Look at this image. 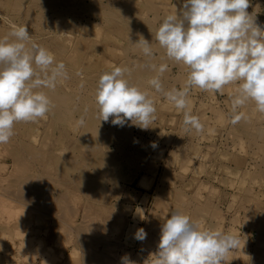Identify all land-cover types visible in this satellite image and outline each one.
<instances>
[{"label":"rangeland","instance_id":"obj_1","mask_svg":"<svg viewBox=\"0 0 264 264\" xmlns=\"http://www.w3.org/2000/svg\"><path fill=\"white\" fill-rule=\"evenodd\" d=\"M33 1L34 0H0V24L10 31L18 26L27 27L31 37V40L28 42V47L30 48L33 41L42 47L44 46V48H46L55 56L54 58L56 62H63L65 64L66 69L69 68L67 61L64 59V57L67 55L65 52H68V48L66 47H70L72 45L79 46V49L81 50L80 52H82V58L79 59L80 62L78 60L79 64L77 63V65L79 66L75 68V72L77 74V79L80 80V84L73 79H70L71 76H68L67 79H59V81H57L58 85L56 84V88L60 89L62 92H66V90H68V92L76 91L79 93V95L83 94V96L88 97L90 104H87L89 107L88 108L87 105H83L80 102L79 104L77 103L78 111H75V113L72 115V118L68 119L69 121L59 125L54 123V120L49 113H47L44 118H39L35 122L16 123L19 125L17 128L19 132L15 130L16 133H14L13 136L15 138L18 136L19 138V135L22 136V130L26 131L25 129H30V134L37 137L36 141H34V145L38 148L40 147L44 154V163L35 161L37 164L36 165L34 161H32L33 163L30 162L27 165V170L23 171L24 173L21 171L17 172L15 167H12L14 159L11 155V157L8 155L9 148L5 146V144H0V166H2V168L0 167V172L2 173L0 174V178L2 177L5 179L7 174L9 177L10 175L13 176V180L10 179L11 177L9 178L7 176L8 179L4 180V183L3 179H0V184L3 186V188L6 187L3 189L2 186H0L2 189L0 190L1 196H3L4 190L8 189V186L6 185L11 187L13 185L14 179L18 176L22 178L30 177L31 179L34 176V181L39 180L35 182L36 185H38L40 182V185L38 186L41 188L46 189L43 184L45 186L51 184L52 187L51 188L47 186V190L49 189L51 191H49L48 194L51 193L49 195L50 199L52 197V201L50 199H48V201L42 195L39 198L40 201L37 200L38 203L31 200L19 201L17 198H15V196L13 197L14 200L11 201L16 204H13V202L10 201V203H12V207L14 206L15 208L18 206L19 202H21V204L24 203L23 205H25L24 210L21 208L23 210L21 217H23L22 219L24 221H19L17 219L8 221L6 220V215H2L0 213V264H30V261L33 264H67L66 258H68V256L71 254H74V252V255L78 258L77 260L79 264H110L109 260L110 262L116 261L112 264H122L121 258L124 256H127L130 261L134 262V264H155L156 258L154 254L158 251L161 227L165 220L170 218L171 213L179 209L180 212H184V214L188 215L192 220L194 217L195 222L198 221L197 223L202 230H220L225 233L234 234L236 237H238L240 241L239 246L227 254L224 264H251V262L252 264H256L258 262L257 264H259V262H262L259 260L264 259V254L261 253L260 255V252L261 250L264 252V246L257 244L258 242H262V240H264V233L259 232L261 229H258V226H261V228L262 226L264 227V163H262L264 162V157L262 158V156H264V113H259L256 111L255 104L251 101L247 102L244 107L238 108L235 113L233 112L232 101L237 95L239 82L226 85L223 88L222 93L202 91L199 88H193L190 90L187 98L189 102L188 107L191 111V114L198 117L203 125V131L199 133H197L195 130L185 131V126L183 124V111L177 110L175 106L161 93L156 92L150 87L147 80L148 78L150 80L155 75H157V72H151L153 75L155 74L152 77V74L150 73L152 70L149 69L148 76L145 74L146 79L144 75H140L143 79H141L140 76L139 78H135L136 80L140 79L141 81H145H142L144 85H142L143 83L141 81L136 82V80H134L136 83L133 81L135 86H137L141 91L147 92L149 97L154 101V106L156 108L155 120L149 125L148 129L145 130L136 126H130L131 121H128L124 127L114 126L111 123L113 117H110L109 121L107 122L100 121V118H97V120H99L98 122H92L89 118L88 113L89 109H91V106V112L96 111L95 114L99 117L98 105L96 104L95 98L99 77L103 73L111 71L114 67H118L123 63L125 64V62L130 66L131 69L133 68L134 72L138 70L136 67H138V64H141V62L142 64L147 62L154 63L157 65V67L162 64H166L167 69L161 76L165 90H170L172 88L182 89L185 86L189 74V69L187 66L168 60L164 49H162L154 40L155 32L158 30L159 25L167 15L175 14L176 12L178 15L181 14L184 0ZM16 4H19L23 11L26 10V7L27 9L31 8V10H33L32 12H37L36 15L40 16L41 14L42 17H40L42 19H38L40 22L36 21L38 24L33 25L32 21V23L30 22L29 24V21L27 20L26 23L25 19H22L23 17H21V9H19V13L15 7L13 8L14 5L17 6ZM150 4L154 5V8L150 7ZM124 8L125 10H123ZM38 12H42L43 14H38ZM247 12L255 20V23L262 30H264V0H249V8L247 9ZM61 14L63 17L60 22L57 23ZM121 15L123 16L121 17ZM121 19H124V21ZM45 21H48L49 23L47 22L46 24ZM143 29L144 31L146 30L145 32L148 31L151 35L149 39L146 37V40L152 44L153 57L150 60L147 59L148 57L146 58V56L143 57L144 54L142 53L141 48L135 45V43L138 41L137 38L140 39L139 36H143V34H145ZM141 31L142 33H140ZM64 50L66 51L63 52ZM140 59L142 61H140ZM138 61L139 63H137ZM135 69L137 70L135 71ZM36 71L39 73V69H36ZM66 71L68 72V70ZM68 79H70V81H68ZM239 113H244L243 118L238 123L233 124L232 119L234 115ZM80 118L84 119L83 125L76 123L78 127H72V121L76 120V122H78ZM33 123L35 124L32 125ZM62 125L64 127H62ZM82 129L89 132L92 129L103 130L100 140L104 145L101 143L100 146H105L104 148H106L114 160L117 161V165L114 167V169L107 171L105 174V177H107L106 181L108 180L106 183L108 185L107 187H104L106 192L103 193L105 195H102L103 199L102 197L98 199L96 197L93 198L84 196L81 192L80 194L79 190H76V184H73L70 181L65 183L64 178L59 176L56 178L54 169L47 171V169H45V167L42 165V163H46L50 153L60 157L63 160L68 159L70 156V149L75 139H77L75 137L79 136V133ZM71 132H73L74 135ZM30 134L29 136H31ZM65 139L67 140L65 141ZM40 143L42 146H40ZM153 144H155V147H153ZM85 145L86 144L79 145V150L84 155L89 152V147ZM182 161H185L186 163ZM183 163L184 165H181ZM4 166H7L8 169L6 167V170H4ZM181 166L185 167V169H182L183 167L181 168ZM13 170L16 171L17 174H12L14 172ZM37 170L40 171L38 172ZM26 171L28 172L26 173ZM48 173L50 176H47L49 175ZM39 178L42 180V183ZM15 188L16 187L14 186L11 187L12 190H16ZM61 188L62 190H60ZM107 188L109 190H107ZM160 189L162 191H160ZM65 190L68 193L69 199L64 202L70 204L72 201H74L73 203L78 209L73 210L75 207L72 204L71 205L73 207L70 205L68 206L66 203L64 204V202L63 204L62 202H59V207H57V204L55 203H58V201L54 202V200L60 198V193L66 192ZM30 191L34 192L35 188H32ZM52 191H54L55 194H53ZM163 191L166 192L165 195ZM182 191L184 192V195ZM196 192L199 195L198 197L195 195ZM70 194L76 196L74 198L77 199L74 200L72 198L73 196L71 197ZM160 195H164L163 199ZM1 196L0 199L4 197ZM81 197H83L84 200ZM86 197H88L90 201L88 198L86 199ZM193 197L196 200H194ZM97 199L100 201L98 202ZM163 200L166 202L168 201V203L165 204ZM17 201L19 202L17 203ZM102 201H104V204L100 205V203H103ZM176 202L178 203L176 204ZM194 202L196 204H194ZM39 203H41L40 205H42L41 207L43 210H41L40 206H38ZM95 203H98V205ZM49 204L51 207H48ZM36 205L38 207H36ZM45 205H47V208ZM65 205H67V208ZM164 205H166V207ZM18 207L23 206L19 204ZM18 207L15 209L17 210ZM157 207H161L162 211L164 209L163 207H165L164 212H167L162 213L164 216L166 214L167 215L164 217L160 213V208L158 209ZM32 208H35L34 210H36V212H31L30 209ZM48 208L49 210L50 208L51 210L52 208H57V211H54V213L51 214L50 212L53 210L50 212L49 210L46 211ZM62 208L68 211L72 209L69 212H71L72 215L75 214V216H71V214L67 212L66 213L68 215L64 214L65 212L61 210ZM86 208L89 210L87 211ZM217 208L218 211H216ZM81 209H83V211L85 210L88 214L85 212L83 213ZM59 210H61L60 213ZM154 210L157 212V214H155L156 212ZM26 211L28 215H26ZM153 212L155 215L152 214ZM168 212L170 214H168ZM217 212H219V214H217ZM45 213L49 214L51 218L45 215ZM203 213H205V216H203ZM212 214L213 216H211ZM41 215H45L46 217L43 218ZM85 215L88 217H84ZM2 217L6 219L3 220ZM41 217L43 220H41ZM54 217L59 218L55 219ZM60 217L61 222L58 221ZM65 217L74 218L71 221L69 218L65 219ZM83 218L88 220L91 219L92 221L94 220V225L92 221L88 222V220L87 222L89 224L86 223L83 225L82 222L85 223ZM200 218L203 220L201 219L200 221ZM1 219L4 223H2ZM64 219L65 221H63ZM152 219H156V224L154 220L152 221ZM66 220L71 221L70 224L73 222V224L70 225ZM16 221H19L20 225H17L18 222ZM21 221L24 225L21 224ZM150 221L153 223H150ZM158 221L160 222L159 225H157ZM146 223H148V225ZM38 224H40V226H38ZM152 224H155L157 227H152ZM149 225L151 228H149ZM12 226L16 227L12 228ZM24 226L26 227L24 228ZM75 226H78L77 228L80 227L79 229L83 231H86L87 228L88 233H86L87 231L83 233H86L84 235H86L87 238L89 237V240L93 239V233L95 234L98 232L100 233V237H103L108 245L111 244L110 242H112V244L114 242L116 245L114 244L115 246H109L112 249H109L107 244H105V247L102 246L103 242L105 243V241H102L101 238L98 237L99 235L96 233L95 235H97V237L94 235L96 237L94 238L97 240V242L93 241L94 239L92 240V248L93 246L97 245V252L95 254L96 250H94V252L91 251V253H93L97 258H95V262L93 263L91 261H94V259H88L86 256L88 252L81 246V244H79L82 242L77 240V234H75V232L79 229H77ZM91 226L92 228H95V230L92 229ZM65 227L67 228L66 230ZM74 227L75 230L77 229L76 231H74ZM139 228H143L145 231L148 229L147 234L149 235L146 236V240L139 241L135 239V233ZM158 228L160 231H158ZM92 230L96 232L92 233ZM263 230L264 228H262L261 231ZM15 231H17L16 235L20 233V236H14ZM149 232H151L152 235ZM155 232L159 237V239H157L158 241L155 239L158 238L157 236H154ZM90 234H92V237L87 236ZM104 235L106 238L108 236L107 240ZM149 237L154 239V244H150V241L153 242V239L151 240ZM55 240L58 242L54 243ZM19 241L21 244H19ZM98 241H100V244ZM27 242H30V247H32L31 249L29 245H26ZM144 243L147 244V246ZM15 245H17V247ZM26 247L30 250L27 251ZM49 249L57 256H53L54 254L48 252L50 251ZM99 250L101 251V257L104 255L105 257L110 256L112 258L110 259L107 257L105 258L106 260L103 258L101 262H98L99 255L97 256V254H100ZM102 250H109L110 253L105 252L107 253L105 254ZM30 251L34 252L33 255L30 253ZM257 251H259V253ZM46 252H48V257H52L51 262L53 263H51L49 261L50 258L45 255ZM61 252L63 255H61ZM256 252L257 255L255 254ZM26 253L27 255H25ZM259 255L262 257L261 259H258L259 257L257 256ZM115 258H117V260Z\"/></svg>","mask_w":264,"mask_h":264},{"label":"clouds","instance_id":"obj_2","mask_svg":"<svg viewBox=\"0 0 264 264\" xmlns=\"http://www.w3.org/2000/svg\"><path fill=\"white\" fill-rule=\"evenodd\" d=\"M248 8L249 0H184L181 14L167 15L155 32L154 40L168 60L189 69L182 89L165 90L161 76L167 65H143L157 72L148 81L150 87L183 111L185 131H203L199 118L188 107L193 88L222 93L226 85L239 82L233 112L251 101L256 111L264 113V30ZM30 40L25 26L15 27L0 38V144L9 142L16 123L35 122L50 111V98L36 89H55L59 79L68 78L65 64L56 62L52 53L34 42L29 48ZM135 44L149 60L153 57L152 44L142 35ZM130 75L129 68L114 67L99 77L95 97L98 115L104 122L113 117L114 126L124 127L131 121L130 126L146 130L155 120L154 101L130 83ZM243 116L234 115L232 123ZM77 123L83 125L84 119ZM146 236L143 228L135 233L139 241ZM239 243L234 234L202 230L188 215L176 210L161 227L155 264H224L227 254ZM121 260L122 264H134L127 256Z\"/></svg>","mask_w":264,"mask_h":264},{"label":"bare ground","instance_id":"obj_3","mask_svg":"<svg viewBox=\"0 0 264 264\" xmlns=\"http://www.w3.org/2000/svg\"><path fill=\"white\" fill-rule=\"evenodd\" d=\"M7 1V0H6ZM35 1V0H34ZM33 1V2H34ZM37 1H39V0H37ZM36 1V3L38 4V2ZM20 2V1H19ZM48 2V1H47ZM42 3V2H41ZM41 3H40V5H41ZM45 3V2H44ZM50 3V2H49ZM48 3V4H49ZM133 3H134V1H133ZM150 3V2H149ZM7 4V3H6ZM5 4V5H6ZM113 4V3H112ZM13 5V4H12ZM17 6H13V8L15 7V9L16 10H18V12L20 13V11H19V9H21V6H19V4H16ZM39 5V6H40ZM46 5V4H45ZM147 5V4H146ZM42 6V5H41ZM40 6V7H41ZM150 7H153L154 5H152V4H150L149 5ZM11 7V6H10ZM47 7V6H46ZM69 7V6H68ZM71 7V6H70ZM147 7V6H146ZM33 8H34V5H33ZM42 8V7H41ZM67 8V7H66ZM98 8V7H97ZM127 8V7H126ZM154 8V7H153ZM14 9V10H15ZM44 9V8H43ZM15 10V11H16ZM53 10V9H52ZM123 10H125V8L123 9ZM150 10H152V9H150ZM21 11H22V16L21 17H23L22 19H25V21L27 20V21H29V24H30V22L32 21L33 22V25L34 24H38V23H36V21H38V19L40 20V18L42 17V15L40 14V13H42V12H38V14H40V16L39 15H36V13L37 12H32L33 10H31V8L30 9H27V7H26V10H22L21 9ZM37 11V10H36ZM39 11H41V10H39ZM58 11V10H57ZM71 11V10H70ZM76 11V10H75ZM127 11V10H126ZM125 11V12H126ZM17 12V11H16ZM15 12V13H16ZM94 12V11H93ZM55 13V12H54ZM58 13H59V11H58ZM43 14V13H42ZM116 15V14H115ZM124 15V14H123ZM123 15H121V17L123 16ZM20 16V15H19ZM58 16H60V15H58ZM44 17V16H43ZM62 14H61V16L59 17V21H57V23L58 22H60V20L62 19ZM113 17V16H112ZM49 18V17H48ZM118 18V17H117ZM42 19V18H41ZM20 20H21V18H20ZM45 20V19H44ZM43 20V21H44ZM122 20V19H121ZM27 21H26V23H27ZM34 21H35V23H34ZM42 21V22H43ZM53 21V20H52ZM122 21H124V19L122 20ZM31 22V23H32ZM38 22H40V21H38ZM48 22V21H47ZM47 22L45 21V23L47 24ZM51 22V21H50ZM21 23V22H20ZM25 23V22H24ZM49 23V22H48ZM65 23V22H64ZM109 23V22H108ZM123 23V22H122ZM125 23V22H124ZM10 24V23H9ZM32 25V24H31ZM35 26H37V25H35ZM45 26V25H44ZM69 26V25H68ZM124 26V25H123ZM71 27V26H70ZM87 27V26H86ZM90 29V28H89ZM13 30V29H12ZM39 30V29H38ZM43 30H45V29H43ZM36 31V30H35ZM68 31V30H67ZM85 31V30H84ZM88 31V30H87ZM146 31V30H145ZM144 31V29H143V32L145 33V34H143V37H145V39H149V37L151 36L150 35V33L147 31V32H145ZM11 31L10 30H8L7 28H4L1 24H0V38H3V37H5V36H7L9 33H10ZM140 33H142V31L140 32ZM88 34V33H87ZM136 34V33H135ZM138 34V33H137ZM35 35V34H34ZM128 36V35H127ZM139 36V35H138ZM137 36V37H138ZM141 36V35H140ZM139 36V37H140ZM147 37V38H146ZM59 39V38H58ZM64 39V38H63ZM55 40V39H54ZM137 40L139 41V39L137 38ZM127 41V40H126ZM137 41V42H138ZM34 42V41H33ZM49 42V41H48ZM62 42V41H61ZM104 42V41H103ZM128 43V42H127ZM29 44V43H28ZM52 44H54V43H52ZM110 44V43H109ZM131 44H133V43H131ZM42 45H43V43H42ZM50 45V44H49ZM55 45V44H54ZM136 45V44H135ZM29 46V45H28ZM74 46V47H73ZM44 47V46H43ZM47 47V46H46ZM130 47V46H129ZM135 47V46H134ZM137 47V46H136ZM56 48H58V47H56ZM66 48H68L67 50H68V52H65L66 50H64L63 52H65V53H67V55L64 57V59H65V61H67V63H68V65H69V68L68 69H66V70H68V76H71V78L70 79H73L74 81H76L77 83H79L80 84V80H78L77 79V74H76V72H75V68L77 67V66H79V65H77V63H78V60L79 59H81L82 57V52H80L81 50L79 49V46H77V45H72V46H68V47H66ZM55 50V49H54ZM128 50V49H127ZM96 51V50H95ZM60 52V51H59ZM59 52H57V53H59ZM129 52V51H128ZM94 53V52H93ZM133 54V53H132ZM136 54V53H135ZM134 54V55H135ZM142 54V53H141ZM84 55V54H83ZM62 56V55H61ZM86 56V55H85ZM93 56V55H92ZM136 56V55H135ZM143 56V55H142ZM55 57V56H54ZM143 57H145V56H143ZM147 58V57H146ZM86 59V58H85ZM147 59H149V58H147ZM147 59H146V61H147ZM122 60V59H121ZM56 61V60H55ZM140 61H142L141 59H140ZM146 61H144V62H146ZM79 62H80V60H79ZM83 62H84V60H83ZM143 62V63H144ZM137 63H139V61L137 62ZM137 63H136V65H137ZM148 63V62H147ZM79 64V63H78ZM120 64V63H119ZM125 64H127L126 62H125ZM124 63L123 64H121V65H119L118 67H127V68H129L130 70H131V75L130 76H128L127 78L129 79V81H130V83H133V81L134 80H136L135 78L137 77V78H139V76L141 75H144V77H145V74H147L146 76H148V73H149V71H148V68H145V67H143V65L145 64H142V62H141V64H138L139 66L138 67H136V68H138V70L137 69H135V71L136 72H134L133 71V68L131 69L130 68V66L128 65H125ZM131 64V63H130ZM152 64H154V63H152ZM135 65V66H136ZM88 66V65H87ZM35 67V66H34ZM81 67V66H80ZM88 67H90V66H88ZM83 68V67H82ZM85 69V68H84ZM88 69V68H87ZM141 69V70H140ZM81 70V69H80ZM150 70V69H149ZM139 71V72H138ZM86 72V71H85ZM91 72V71H90ZM94 72V71H93ZM151 72H154V71H150V73ZM92 73V72H91ZM90 73V74H91ZM98 73H99V71H98ZM152 74V77L155 75H153V73H151ZM150 74V75H151ZM87 75H88V73H87ZM149 75V76H150ZM140 76V77H141ZM80 77V76H79ZM148 78V77H147ZM70 79H68V81H70ZM83 79V78H82ZM141 79H143L142 77H141ZM145 79H146V77H145ZM59 81V80H58ZM64 81V80H63ZM96 81H97V79H96ZM138 81H141L140 79H137L136 80V82H138ZM143 81V80H142ZM141 81V82H142ZM147 81H149V78H148V80ZM94 82V81H93ZM135 82V81H134ZM135 82V83H136ZM140 82V83H141ZM143 82H145V81H143ZM142 82V83H143ZM58 83V82H57ZM147 83V82H146ZM60 84H61V82H60ZM67 84V83H66ZM65 84V85H66ZM71 84V83H70ZM96 84V83H95ZM95 84H94V86H95ZM58 85V84H57ZM74 85H76V84H74ZM78 85V84H77ZM133 85H134V83H133ZM142 85H144V83L142 84ZM65 87H67V86H65ZM70 87V86H69ZM146 87V86H145ZM149 87V86H148ZM78 88V87H77ZM80 88V87H79ZM86 88V87H85ZM62 89V88H61ZM66 89V88H65ZM148 89V88H147ZM73 90H74V88H73ZM79 90V89H78ZM149 90V89H148ZM153 90V89H152ZM36 91H43L49 98H50V100H51V102H52V106H51V109H50V111L48 112L49 114H51V116H52V118H53V120H54V123L56 124V125H59V124H61V123H64V122H67V121H69L68 119H71L72 118V115L75 113V111H78V106H77V103L79 104V102L80 103H82L83 105H87L88 103H89V100H88V97H86V96H83V94L82 95H79V93H77L76 91H71V90H69V91H71V92H68V90H66V92H62L60 89H58V88H56L55 87V89H48V88H40V89H36ZM91 91V90H90ZM89 91V92H90ZM90 96V95H89ZM92 100V99H91ZM90 104V103H89ZM250 104V103H249ZM81 105V104H80ZM248 105V104H247ZM249 106V105H248ZM248 106H247V108H248ZM84 107V106H83ZM86 107V106H85ZM87 107H88V105H87ZM244 107V106H243ZM89 108V107H88ZM91 109H92V106L90 107ZM247 108H244V109H247ZM91 109H89V118H90V120L92 121V122H98L99 120H97V118H99L96 114H95V112H91ZM243 109V110H244ZM245 111V110H244ZM243 111V112H244ZM251 112H252V110H251ZM87 113V112H86ZM48 114V115H49ZM244 114V113H243ZM48 118V117H47ZM203 118V117H202ZM218 118H220V117H218ZM245 118V117H244ZM73 120V119H72ZM71 120V121H72ZM70 121V122H71ZM25 123V122H24ZM77 122H76V120L75 121H72V124H71V126L72 127H74V128H77L78 127V125L76 124ZM21 124V123H20ZM29 124V123H28ZM35 123H33L32 125H34ZM52 125V124H51ZM100 125V124H99ZM126 125V124H125ZM18 126L19 125H17V124H15L14 125V128H13V132L14 133H16V131H18ZM21 126H23V125H21ZM27 126V125H26ZM26 126H25V128H26ZM53 126V125H52ZM31 127V126H30ZM56 127V126H55ZM62 127H64L63 125H62ZM92 127V126H91ZM22 128V127H21ZM59 128V127H58ZM82 128V127H81ZM80 128V129H81ZM84 128V127H83ZM16 130V131H15ZM26 131H24V130H22V136H20L19 135V138H18V136L15 138L14 136H12L11 138H10V140H9V142L8 143H6L5 144V146H7L8 148H9V153H8V155H9V157H13V159H14V161H13V164H12V167H15V170H17V172L18 171H21L22 173H24L23 171H25V170H27L26 168H27V165L30 163V162H32V161H34V163H35V161L36 162H43V157H44V154H43V152L41 151L42 149H40V147L38 148V147H36L35 145H34V141H36V138L37 137H35V136H33V135H31L30 134V131L28 130V128L27 129H25ZM61 130H62V128H61ZM67 130H69V129H67ZM113 130V129H112ZM49 131V130H48ZM57 131H59V130H57ZM65 131H66V129H65ZM19 132V131H18ZM60 132V131H59ZM102 132H103V130H97V129H92L90 132L89 131H85V130H81L80 131V133H79V136L78 137H75V138H77V139H75V141H74V143H73V145H72V147H71V149H70V153H69V157H68V159H66V160H63V159H61L60 157H58V156H55V155H52V153H50L49 155L50 156H48V159H47V161H46V163L45 164H43L42 163V165H43V167H45V169H47V171H49V170H51V169H54L55 170V175H56V178L59 176V177H61V178H64V182L65 183H68L69 181L71 182V183H73V184H76V186H77V189L76 190H79V193L81 192L84 196H89V197H96V198H100V197H102V195H105V194H103V193H105L106 191L104 190L105 188V186L107 187V181H106V178L107 177H105V174H106V172L107 171H110V170H113L114 169V167L117 165V161L116 160H114V158L112 157V155L108 152V150L106 149V148H104L105 146H100L101 145V140H100V138H101V135H102ZM20 133V134H21ZM63 133V132H62ZM71 133H73V132H71ZM29 134L31 135V136H29ZM73 135H74V133H73ZM76 135V134H75ZM78 135V134H77ZM64 137V136H63ZM65 138V137H64ZM67 138V137H66ZM67 139H65V141H66ZM74 140V139H73ZM60 141V140H59ZM64 141V140H63ZM42 143V142H41ZM41 143H40V146H42L41 145ZM81 144H86L88 147H89V152L87 153V154H82L81 152H80V150H79V145H81ZM177 144V143H176ZM85 145V146H86ZM102 145H104L103 143H102ZM120 145V144H119ZM71 146V145H70ZM109 147V146H108ZM121 148V147H120ZM109 149V148H108ZM263 149V148H262ZM119 150V149H118ZM83 151V150H82ZM54 152V151H53ZM121 152V151H120ZM263 152H264V149H263ZM113 153V152H112ZM124 153V152H123ZM139 154V153H138ZM11 155V156H10ZM128 157V156H127ZM130 157V156H129ZM264 156H262V158H263ZM205 158V157H204ZM12 159V158H11ZM264 159V158H263ZM182 162H184V163H186L185 161H182ZM262 162V161H261ZM1 163H3V162H1ZM33 163V162H32ZM119 163V162H118ZM184 163L183 164H181V165H184ZM262 163H264V162H262ZM36 164V163H35ZM34 164V165H35ZM189 164V163H188ZM1 165H3V164H1ZM14 165V166H13ZM37 165V164H36ZM264 165V164H263ZM30 166V165H29ZM119 166V165H118ZM1 168H2V166H0ZM5 167V166H4ZM7 167V166H6ZM6 167H5V169L4 170H6ZM183 166H181V168H182ZM255 167H257V166H255ZM31 168V167H30ZM7 169H8V167H7ZM29 169V168H28ZM182 169H185V167H183ZM186 169H187V167H186ZM2 170V169H1ZM12 170V169H11ZM30 170V169H29ZM180 170V169H179ZM10 171V170H9ZM14 171V170H13ZM38 171V170H37ZM40 171V170H39ZM38 171V172H39ZM53 171V170H52ZM183 171V170H182ZM3 172V171H2ZM10 172H12V171H10ZM17 172L16 171H14L12 174H17ZM28 171H26V173H27ZM30 172V171H29ZM32 172V171H31ZM54 172V171H53ZM185 172V171H184ZM257 172V171H256ZM261 172V171H260ZM0 174H2L1 172H0ZM20 174V173H19ZM29 174V173H28ZM49 174V173H48ZM39 175V174H38ZM7 176H8V174H7ZM6 176V178L5 179H3L2 177L0 178V179H3V183H4V180H6V179H8V177ZM30 176V175H29ZM33 176V175H32ZM37 176V175H36ZM40 176V175H39ZM41 176H43V175H41ZM47 176H50V174L49 175H47ZM46 176V177H47ZM263 176H264V174H263ZM11 177V178H10ZM10 179H12L13 180V176H11L10 175ZM34 177V176H33ZM32 177V179L30 178V177H26V178H22V177H20V176H18V177H16L15 179H14V182H13V185L11 186V187H16L15 189L16 190H12L11 189V187H9V185H6V186H8L7 188L8 189H6V190H4V193H3V196H1V194H0V196L1 197H3V198H1L0 199V213L2 214V215H6V218H3L2 217V219L3 220H15V219H17V220H23L22 218L23 217H21V214L23 213V210L25 209L24 207H25V205H23V204H21V202H19V201H36V203H38V201L37 200H39V198H40V196L42 195V196H44V198L45 199H50V195L49 194H51V193H49L48 194V192L50 191L49 189L47 190V186H49V187H51V184L50 185H47V186H45L44 184H43V186L44 187H46V189H44V188H41L40 186H38V185H40V182H39V184L38 185H36V181H39V180H36V181H34V178ZM38 177V176H37ZM44 177V176H43ZM42 178V177H41ZM55 178V177H54ZM40 179V178H39ZM53 179V178H52ZM41 180V179H40ZM55 180V179H54ZM0 182H1V180H0ZM7 182H9V181H7ZM11 182V181H10ZM45 182H46V180H45ZM52 182V181H51ZM60 182H61V180H60ZM169 182V181H168ZM172 182V181H171ZM41 183H42V180H41ZM59 183V182H58ZM57 183V184H58ZM105 183H106V185H105ZM170 183V182H169ZM4 185V184H3ZM164 185V184H163ZM0 186H2L1 184H0ZM41 186H42V184H41ZM42 186V187H43ZM48 187V188H49ZM54 187H57V186H54ZM2 188H3V186H2ZM4 188H6V187H4ZM3 188V189H4ZM32 188H35V191L34 192H31L30 190L32 189ZM52 188V187H51ZM109 188V187H108ZM107 188V190H109ZM57 189V188H56ZM63 189H65V188H63ZM0 190H2L1 188H0ZM60 190H62V188L60 189ZM66 191V190H65ZM160 191H162L161 189H160ZM170 191V190H169ZM172 191H174V190H172ZM51 192V191H50ZM53 192V194H55V192L54 191H52ZM58 192H59V190H58ZM57 192V193H58ZM108 192V191H107ZM164 192V191H163ZM162 192V193H163ZM183 192V191H182ZM56 193V194H57ZM80 193V194H81ZM109 193V192H108ZM165 193L166 192H164V195H165ZM171 193V192H170ZM107 194V193H106ZM158 194H160V193H158ZM168 194V193H167ZM71 195V194H70ZM163 195V196H164ZM169 195V194H168ZM167 195V196H168ZM179 195V194H178ZM183 195H184V192H183ZM195 195L198 197L199 195H198V193L196 192L195 193ZM15 196V198H17L19 201H17V203H18V206H19V204L21 205V206H23V207H18V206H16L15 208H17L18 207V209L16 210L15 208H14V206L12 207V203H10V201L11 200H14L13 199V197ZM58 196V195H57ZM73 196V197H72ZM83 196V197H84ZM160 196H162V195H160ZM163 196H162V199H163ZM173 196V195H172ZM177 196V195H176ZM182 196V195H181ZM71 197L74 199V200H76L74 197H76V196H74V195H71ZM83 197H81V198H83ZM157 197H158V195H157ZM169 197V196H168ZM171 197V196H170ZM190 197V196H189ZM80 198V199H81ZM85 198V197H84ZM84 198H83V200H84ZM88 197H86V199H87ZM171 198H173V197H171ZM182 198V197H181ZM194 198V197H193ZM199 198H201V197H199ZM44 199V200H45ZM51 199H52V197H51ZM50 199V200H51ZM67 199H69L68 198V193H67V191L66 192H61L60 193V198H58V199H55L54 200V202L55 201H58V203L56 202L55 204H57V207H59V202L61 203L62 202V204H63V202L64 201H66ZM71 199V198H70ZM97 199V200H98ZM102 199H103V197H102ZM101 199V200H102ZM174 199V198H173ZM183 199H184V197H183ZM189 199H191V198H189ZM202 199V198H201ZM72 200V199H71ZM71 200H70V202H71ZM82 200V199H81ZM88 200L90 201V199L88 198ZM93 200V199H92ZM169 200V199H168ZM194 200H196L195 198H194ZM40 201V200H39ZM49 201V200H48ZM52 201V200H51ZM100 200H98V202H99ZM164 201V200H163ZM174 201V200H173ZM184 201V200H183ZM193 201V200H192ZM11 202H13V201H11ZM74 201H72V203H70V204H67L66 202H64V204L66 203L68 206L70 205V206H74L75 207V205H74V203H73ZM83 202V201H82ZM92 202V201H91ZM90 202V203H91ZM96 202V201H95ZM103 203H100V205L101 204H104V201H102ZM170 202V201H169ZM26 203H28V202H26ZM30 203V202H29ZM35 203V204H36ZM51 203V202H50ZM164 203L166 204V203H168V201L166 202V201H164ZM163 203V204H164ZM174 203V202H173ZM178 202H176V204H177ZM13 204H16V203H14L13 202ZM41 203H39V205L38 206H40V208H41V210H43L42 209V205H40ZM42 204H44V203H42ZM72 204V205H71ZM96 204V203H95ZM162 204V205H163ZM175 204V205H176ZM180 204V203H179ZM184 204V203H183ZM194 204H196L195 202H194ZM28 205V204H27ZM67 205H65L66 206V208H67ZM96 205H98V203L96 204ZM161 205V204H160ZM169 205V204H168ZM181 205V204H180ZM179 205V207L181 208V206ZM203 205V204H202ZM30 206H31V204H30ZM32 206H33V204H32ZM37 205H36V207H38ZM47 205H45V207H46ZM64 206V207H65ZM72 206V207H73ZM165 207H166V205H164ZM185 206H186V204H185ZM45 207H44V211H45ZM48 207H51L50 206V204H49V206ZM56 207V206H55ZM63 207V206H62ZM165 207H163L164 209H165ZM168 207V206H167ZM172 207V206H171ZM183 207V206H182ZM215 207H216V205H215ZM23 210H22V209ZM29 208H31V207H29ZM28 208V209H29ZM47 208V207H46ZM84 208H85V206H84ZM89 208V207H88ZM88 208H86L87 209V211L89 210ZM158 208V207H157ZM160 208V209H159ZM158 209L161 211L160 213L163 215V213H165V212H167V211H165L164 212V209H163V211H162V209H161V207H159ZM35 208H32V209H30L31 210V212H36V210H34ZM75 209H78L77 207H75V208H73V210H75ZM92 209V208H91ZM177 209H179V208H177ZM189 209V208H188ZM192 209H193V207H192ZM211 209H215V208H211ZM32 210H34V211H32ZM49 210V208L46 210V211H48ZM53 210V211H52ZM52 210H51V208H50V210H49V212L50 211H52V212H50L51 214L52 213H54V211H57V208L55 209H53L52 208ZM62 211H64L65 213L64 214H67V213H70L71 214V216H75V214L74 215H72V213L71 212H69V211H71V210H64V208H62L61 209ZM61 210H59V213H60V211ZM82 210V212L84 213H86V214H88L85 210L83 211V209H81ZM104 210V209H103ZM180 210V209H179ZM207 210H209V209H207ZM115 211V210H114ZM155 211V210H154ZM216 211H218V208H217V210ZM215 211V212H216ZM31 212H29V213H31ZM37 212H39V211H37ZM67 212V213H66ZM73 212V211H72ZM102 212V211H101ZM113 212V211H112ZM156 212V211H155ZM163 212V213H162ZM169 212H171V211H169ZM168 212V214H170ZM202 212V211H201ZM215 212H213L214 214H216ZM26 213H27V211H26ZM42 213V212H41ZM57 213V212H56ZM73 213H75V212H73ZM77 213V212H76ZM107 213H109V212H107ZM184 213V212H183ZM188 213V212H187ZM190 213V212H189ZM250 213V212H249ZM63 214V213H62ZM69 214V215H70ZM96 214V213H95ZM152 214H154V212L152 213ZM155 214H157V212L155 213ZM154 214V215H155ZM202 214V213H201ZM200 214V215H201ZM217 214H219V212H217ZM1 215V216H2ZM26 215H28V213L26 214ZM45 215H47V216H49V214H46L45 213ZM42 216L43 218H45L46 216ZM58 215V214H57ZM60 215V214H59ZM68 215V214H67ZM66 215V216H67ZM167 215V214H166ZM165 215V216H166ZM23 216V215H22ZM37 216V215H36ZM55 216V215H54ZM89 216H94V215H89ZM164 216V215H163ZM164 216V217H165ZM171 216V215H170ZM198 216V215H197ZM203 216H205V213H203ZM203 216H202V218H203ZM211 216H213V214L211 215ZM215 216H217V215H215ZM258 216V215H257ZM5 217V216H4ZM20 217H21V219H20ZM38 217V216H37ZM42 217H41V220H43L42 219ZM50 217V216H49ZM48 217V218H49ZM84 217H88V216H84ZM115 217V216H114ZM113 217V218H114ZM151 217H152V215H151ZM150 217V218H151ZM167 217H169V216H167ZM166 217V218H167ZM25 218H26V216H25ZM32 218V217H31ZM51 218V217H50ZM55 218V217H54ZM56 218H59V217H56ZM55 218V219H56ZM67 218H69L71 221H72V219L74 218H71V217H67ZM66 217H65V219H67ZM93 218V217H92ZM157 218V217H156ZM159 218V217H158ZM198 218H199V216H198ZM202 218H200V221H201V219ZM2 219H1V221H2ZM35 219H37V218H35ZM63 219V218H62ZM65 219L63 220V221H65ZM98 219H99V217H98ZM29 220V219H28ZM83 220L85 221V223L84 222H82L83 223V225L84 224H89L88 222H91L92 220L90 219V220H88V219H84L83 218ZM87 220H88V222H87ZM114 220V219H113ZM150 220V219H149ZM148 220V221H149ZM154 219H152V221H153ZM156 220V219H155ZM154 220V221H155ZM162 220V219H161ZM193 220H194V217H193ZM203 220V219H202ZM19 221H16V222H18V224L17 225H20V223H19ZM24 221V220H23ZM36 221V220H35ZM49 221V220H48ZM52 221V220H51ZM58 221H60L61 222V217H60V219L58 220ZM66 221H68L69 222V224H70V222L71 221H69V220H66ZM94 221V220H93ZM93 221H92V223H93ZM163 221V220H162ZM195 221V220H194ZM260 221V220H259ZM26 222H28V221H26ZM53 222V221H52ZM67 222V223H68ZM156 222L157 221H155V224H156ZM196 222H198V221H196ZM2 223H4L3 221H2ZM40 223H41V221H40ZM82 223H80V224H82ZM150 223H153V222H151L150 221ZM202 223V222H201ZM11 224V223H10ZM21 224H22V221H21ZM53 224V223H52ZM56 224V223H55ZM60 224V223H59ZM72 224H73V222H72ZM72 224H70V225H72ZM79 224V223H78ZM147 225H148V223H146ZM151 225L152 227H154L155 226V228L157 227L156 225ZM160 224V222L158 221V223H157V225H159ZM22 225H24V224H22ZM28 225V224H27ZM36 225V224H35ZM63 225V224H62ZM65 225V224H64ZM75 225V224H74ZM91 225V224H90ZM93 225H94V223H93ZM258 225H259V223H258ZM264 225V224H263ZM38 226H40V224H38ZM86 226V225H85ZM150 226V225H149ZM148 226V227H149ZM151 226L149 227V228H151ZM13 227H16V226H12V228ZM26 226H24V228H25ZM76 228L78 227V226H75ZM75 227H74V231H76L77 229H79V228H77L76 230H75ZM87 227H88V225H87ZM159 227V226H158ZM17 228H19V227H17ZM16 228V229H17ZM24 228H22V229H24ZM50 228V227H49ZM82 228V227H81ZM86 228V227H85ZM89 228V227H88ZM91 228H92V226H91ZM160 228V227H159ZM158 228V229H159ZM262 228H264L263 226H262ZM262 228H261V226H258V229H261L262 230ZM15 229V228H14ZM60 229H61V227H60ZM67 228L65 227V230H66ZM73 229V228H72ZM92 229H94L95 230V228H92ZM157 229V230H158ZM257 229V228H256ZM47 230H49V229H47ZM68 230H70V229H68ZM68 230H67V232H68ZM85 230V229H84ZM88 229L86 228V231H87ZM89 230H90V228H89ZM259 231V232H263L264 233V230L263 231ZM18 231V230H17ZM17 231H15V235L14 236H20L19 234L20 233H18V235H16V232ZM86 231H83V230H77L76 232H75V234H77L76 236H77V240H79L80 242H82V243H79V244H81V246L84 248V249H86V251L88 252H86L87 253V257H88V259H91V260H93L94 259V261H91V262H95V258H97L93 253H91V251L92 252H94V250H96V246H93V248H92V240L93 241H96L97 242V240H95V238L97 237V235H99L98 237H100V233H98V232H96V231H93L92 230V233L93 232H96L97 233V235H95L94 233H93V239L92 240H89L87 237H86V235H84V234H86V233H88V231L86 232ZM107 231V230H106ZM147 231H148V229H147ZM146 231V233H148ZM151 231V230H150ZM153 231V230H152ZM158 231H160V229L158 230ZM157 231V232H158ZM70 232H72V231H70ZM83 232H86V233H83ZM154 232V231H153ZM152 232V233H153ZM161 232V231H160ZM31 233V232H30ZM74 233V232H73ZM150 234H151V232H149ZM21 234H22V232H21ZM23 235V234H22ZM32 235V234H31ZM92 234H90V235H87V236H91ZM96 237H95V236ZM147 235H149V234H147ZM152 235V234H151ZM154 235V234H153ZM261 235V234H260ZM263 235V234H262ZM13 236V235H12ZM36 236V235H35ZM102 236V235H101ZM155 237L157 236V234H156V232H155V235H154ZM160 236V235H159ZM32 237V236H31ZM40 237V236H39ZM44 237V236H43ZM72 237V236H71ZM92 237V236H91ZM95 237V238H94ZM104 237H105V235H104ZM154 237V238H155ZM158 237V236H157ZM101 238V240L102 241H105L104 240V238L103 237H100ZM103 238V239H102ZM106 238V237H105ZM107 238H108V236H107ZM107 238H106V240H107ZM147 238V237H146ZM263 238H264V236H263ZM30 239V238H29ZM37 239V238H36ZM149 239H151L150 237H149ZM153 239V238H152ZM151 239V240H152ZM156 240L157 239H159V237L158 238H155ZM31 240V239H30ZM146 240V239H145ZM155 240V241H156ZM68 241H69V239H68ZM111 241V240H110ZM150 241V240H149ZM158 241V240H157ZM261 241V240H260ZM263 241L264 240H262V242H258V244L257 245H263L264 246V243H263ZM58 242V241H57ZM56 242V240L54 241V243H57ZM75 242V241H74ZM109 242V241H108ZM117 242V241H116ZM144 242H146V241H144ZM67 243V242H66ZM95 243V242H94ZM98 243L100 244V241H98ZM111 244L110 245H108L107 244V242L105 241V243L103 242V245L102 246H104L105 247V244H107V246L109 247V246H111V245H114L115 243L113 242V244H112V242H110ZM147 243L149 244V242L147 241ZM151 243H153L154 244V239H153V242L152 241H150V244ZM157 243V242H156ZM11 244V243H10ZM19 244H21L20 243V241H19ZM18 244V245H19ZM77 244V243H76ZM75 244V245H76ZM95 244H97V243H95ZM145 244V243H144ZM26 245L28 246L29 245V247H30V242H27L26 243ZM55 245V244H54ZM57 245V244H56ZM116 245V244H115ZM114 245V246H115ZM146 246H147V244H145ZM157 245V244H156ZM16 247H17V245H15ZM50 247V246H49ZM78 247V246H77ZM92 249H91V248ZM108 247H107V249H108ZM149 247V246H148ZM152 247V246H151ZM27 248V247H26ZM26 248H24V249H26ZM32 247H30V249H31ZM41 248V247H40ZM65 248V247H64ZM63 248V249H64ZM103 248V247H102ZM111 247H109V249H110ZM144 248H147V247H144ZM23 249V250H24ZM30 249H28L27 248V251L28 250H30ZM36 249V248H35ZM50 249H51V247H50ZM49 249V250H50ZM53 249V248H52ZM80 249V248H79ZM84 249H83V252H84ZM91 249V250H90ZM112 249V248H111ZM113 249H115V248H113ZM150 249V248H149ZM33 250V249H32ZM37 250V249H36ZM35 250V251H36ZM42 250V249H41ZM145 250V249H144ZM157 250V249H156ZM261 250V249H260ZM34 251V250H33ZM40 251V250H39ZM45 251H46V249H45ZM44 251V252H45ZM61 251V250H60ZM76 251V250H75ZM100 251V250H99ZM103 251V250H102ZM111 251V250H110ZM23 252V251H22ZM22 252H21V254H22ZM48 252H50V253H52V254H54V252L52 251L51 252V250L50 251H48ZM48 252H46L45 253V255L47 256V254H48ZM62 252H64V251H62ZM62 252H61V255H63L62 254ZM71 252V251H70ZM96 252H97V250L95 251V254H96ZM104 253L105 252H107V253H110L109 252V250H105V251H103ZM258 253H259V251H257ZM257 252L255 253L256 255H257ZM24 253V252H23ZM30 253L33 255V253L34 252H32V251H30ZM79 253V252H78ZM77 253V254H78ZM107 253H105V254H107ZM261 253L262 254H264V252H263V250H261V252H260V255H261ZM20 254V255H21ZM37 254V253H36ZM36 254H34V255H36ZM67 254V253H66ZM74 254H75V252H74ZM74 254H71L70 256H68V258H66L67 259V264H79V262H78V258L74 255ZM113 254V253H112ZM254 254V255H255ZM19 255V254H18ZM24 255V254H23ZM25 255H27V253L25 254ZM39 255V254H38ZM41 255H42V253H41ZM43 255H44V253H43ZM44 255V256H45ZM50 255V254H49ZM56 254H54L53 256H55ZM59 255H60V253H59ZM79 255V254H78ZM99 255V256H98ZM101 255V251H100V254H97V256H98V259H96V260H98V262H101V260H103V258L105 259V258H107V257H105L103 254V256L101 257L100 256ZM109 255V254H108ZM256 255H255V257H256ZM260 255L259 256H257V257H259L258 259H261L262 257H260ZM30 256V255H29ZM29 256H27V257H29ZM57 256V255H56ZM115 256V255H114ZM113 256V257H114ZM30 257H32V256H30ZM29 257V258H30ZM48 257V256H47ZM46 257V258H47ZM118 257V256H117ZM20 258V257H19ZM21 258H23V257H21ZM33 258V257H32ZM32 258H30V259H32ZM48 258H50V262H51V258L52 257H48ZM102 258V259H101ZM108 258H112V257H108ZM119 258V257H118ZM34 259H35V257H34ZM34 259H33V261H34ZM56 259V258H55ZM65 259V258H64ZM82 259V258H81ZM116 260H117V258H115ZM254 259V258H253ZM256 259V258H255ZM258 259H257V261H258ZM23 260V259H22ZM24 260H25V258H24ZM26 260H27V258H26ZM53 260V259H52ZM57 260H58V258H57ZM106 260V259H105ZM86 261V260H85ZM107 261H108V259H107ZM252 261V260H251ZM256 261V262H257ZM259 261H262V262H259V264H264V259H261V260H259ZM44 262V261H43ZM42 262V263H43ZM65 262V261H64ZM98 262H96V263H98ZM114 262H116V261H114ZM113 261L112 262H110V260H109V263L110 264H112V263H114ZM22 263V262H21ZM32 262L30 261V264H31ZM51 263H53V262H51ZM87 263H89V262H87ZM105 263V262H104ZM258 263V262H257ZM256 263V264H257ZM33 264V263H32ZM45 264V263H44ZM65 264V263H64ZM100 264V263H99ZM103 264V263H102ZM108 264V263H107ZM250 264V263H249ZM251 264H252V262H251ZM253 264H255V263H253Z\"/></svg>","mask_w":264,"mask_h":264}]
</instances>
